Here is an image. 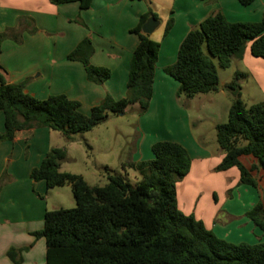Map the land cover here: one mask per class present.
<instances>
[{
	"label": "trees",
	"instance_id": "16d2710c",
	"mask_svg": "<svg viewBox=\"0 0 264 264\" xmlns=\"http://www.w3.org/2000/svg\"><path fill=\"white\" fill-rule=\"evenodd\" d=\"M49 1L55 5L76 2L80 10L91 5V0ZM251 1L239 0L242 5ZM150 16L157 19L147 11L130 29L138 42L130 59L125 96L113 99L106 93L88 115L78 110L77 101L65 95L44 99L29 95L23 84L7 83L0 67V111L4 117L1 138L12 140L17 131L38 126L71 140L72 134L89 131L102 122L108 112L123 114L132 104H137L139 112L145 111L152 96L159 50V43L141 31ZM170 25L171 20L165 32ZM5 36L0 33V45ZM247 44L251 55L264 58V12L257 22H231L220 12L209 14L187 32L175 62L164 72L178 83V96L191 98L217 91L219 76L212 58L217 59L219 67L228 68L242 58ZM92 51L91 41L84 38L66 59L81 62L86 79L102 84L110 71L90 63ZM245 76L235 71L226 85L232 96L227 120L215 125L216 142L224 155L214 169L235 166L238 182L255 187L251 172L264 171V101L249 106L241 101L240 80ZM151 151L152 159L128 165L139 175L134 183L113 173L107 174L105 184L94 186L79 174L59 170L65 158L63 148L47 151L30 177L43 180L47 189L68 184L75 206L44 211L43 227L34 235L44 239L45 264H264V240L254 244L228 242L194 215L178 209L176 183L187 175L191 163L187 150L176 142L158 141ZM242 156H250L255 162L246 167L240 161ZM246 216L264 233L261 202ZM7 254L15 259L14 250Z\"/></svg>",
	"mask_w": 264,
	"mask_h": 264
},
{
	"label": "crops",
	"instance_id": "0c3cea01",
	"mask_svg": "<svg viewBox=\"0 0 264 264\" xmlns=\"http://www.w3.org/2000/svg\"><path fill=\"white\" fill-rule=\"evenodd\" d=\"M147 11L159 21L148 35L159 43L151 100L164 93L176 106L173 111L185 115L179 117L178 114L175 134L171 130L168 137L159 140L179 143L191 157L187 175L176 184L178 209L194 215L217 237L228 242L254 244L264 240V233L246 216L257 202L264 208V195L259 193H264V171L251 172L256 180V186H251L252 199L245 201L242 198L247 193H235L243 188L247 192L250 187L238 182L237 167L214 169L224 153H210L200 146L192 135L185 109L174 101L178 83L164 72L165 67L175 62L187 32L206 16L220 12L231 22H257L264 12V0H252L247 5L239 0H91L86 10H80L76 2L55 5L49 0H0V33L6 34L0 45L1 72L7 83L23 84L24 91L34 97L44 99L62 94L77 101L78 110L88 115L106 93L113 99L125 96L130 59L138 42L137 35L130 29ZM76 17L84 27L75 23ZM169 20L171 25L165 32ZM32 30L43 31L48 38H41L39 45L37 39V44L33 45L30 39L25 40L26 32ZM16 32H22L23 39L22 43L13 45ZM85 37L90 38L93 46L90 63L110 71L109 78L102 84L86 79L81 62L66 59ZM44 52L48 59L43 64ZM238 61L242 62L240 70L236 66ZM231 66L245 73V79L254 77L263 89L260 97H264V58L251 55L249 44L242 58L234 60ZM219 83L218 90L222 91L226 82L219 79ZM261 101L264 98L257 102ZM178 125L181 132L177 130ZM3 132L4 117L0 111V264H45L44 239L34 233L43 226L46 209L41 207L40 197L47 188L42 180H33L30 171L50 149L51 130L38 126L20 130L12 140L1 138ZM141 156L139 153L140 161ZM240 161L246 167L255 162L250 156H242ZM10 249L16 253L15 259L8 256Z\"/></svg>",
	"mask_w": 264,
	"mask_h": 264
},
{
	"label": "rangeland",
	"instance_id": "374dc122",
	"mask_svg": "<svg viewBox=\"0 0 264 264\" xmlns=\"http://www.w3.org/2000/svg\"><path fill=\"white\" fill-rule=\"evenodd\" d=\"M78 17L75 18V23L84 27L85 24H81L82 21ZM26 33L25 40L30 39L33 45L37 44V39H39V45L41 38H48L43 31L32 30ZM85 38L90 40L89 37ZM22 39V32H20L17 34L13 45L22 43ZM204 51L207 53L205 47ZM47 59L44 52L41 58L43 64ZM20 60V57H18L17 62L21 65ZM212 61L217 69L219 79L225 81L227 85L234 71L237 70H233L234 66L219 67L216 58H212ZM236 66L240 70L242 62L239 63L238 61ZM4 68L5 71L6 67ZM243 70L247 72L244 65ZM226 85L223 86L222 91L201 93L191 98H186L183 95L178 96L176 92L174 95V101L179 105V108L181 107L186 111L192 135L201 143L200 146L210 153L222 151L216 142L215 125L227 120L232 96ZM65 86H69V83H65ZM262 95L263 89L254 77L250 76L248 79L243 78L240 80L239 98L246 106L262 100L264 98L260 97ZM173 106L176 107L172 100L169 101L166 94L159 93L156 98L152 100L150 98L145 111L139 112L137 104H132L126 108L123 114L108 112L102 122L89 131L72 134L71 140H66L60 132L51 130L49 148L60 147L65 150V158L59 167L61 172L79 174L91 186L105 184L107 174L113 173L120 174L131 183H134L139 179V175L136 170L128 165L138 160L139 153L142 154V161L150 160L148 159L150 157L152 159L150 143L168 137L171 130L175 134L178 114L180 113L179 117L180 115L181 117L185 116L180 111H173ZM180 125L177 126L179 132H181ZM249 187L247 192L243 188L242 190H236L235 193L238 192L237 194L242 195L247 193L242 199L248 201L254 197L253 186ZM259 193L264 195L263 192ZM40 200L41 207L44 206L43 208L46 210L75 206L74 197L68 184L47 189L46 193L41 195Z\"/></svg>",
	"mask_w": 264,
	"mask_h": 264
},
{
	"label": "water",
	"instance_id": "95a60500",
	"mask_svg": "<svg viewBox=\"0 0 264 264\" xmlns=\"http://www.w3.org/2000/svg\"><path fill=\"white\" fill-rule=\"evenodd\" d=\"M158 24H159V21L156 18L150 16L142 24L141 31L144 34L148 35L158 26Z\"/></svg>",
	"mask_w": 264,
	"mask_h": 264
}]
</instances>
